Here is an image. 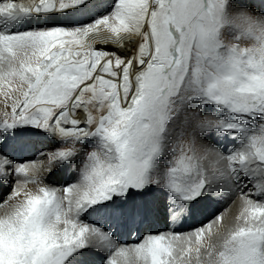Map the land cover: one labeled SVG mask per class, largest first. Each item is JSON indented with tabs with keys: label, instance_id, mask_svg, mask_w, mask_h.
Returning a JSON list of instances; mask_svg holds the SVG:
<instances>
[{
	"label": "snow or ice",
	"instance_id": "1",
	"mask_svg": "<svg viewBox=\"0 0 264 264\" xmlns=\"http://www.w3.org/2000/svg\"><path fill=\"white\" fill-rule=\"evenodd\" d=\"M231 5L0 0V264H264V60L219 42Z\"/></svg>",
	"mask_w": 264,
	"mask_h": 264
},
{
	"label": "clouds",
	"instance_id": "2",
	"mask_svg": "<svg viewBox=\"0 0 264 264\" xmlns=\"http://www.w3.org/2000/svg\"><path fill=\"white\" fill-rule=\"evenodd\" d=\"M219 37L226 48H246L258 61L264 60V13L232 4L221 21Z\"/></svg>",
	"mask_w": 264,
	"mask_h": 264
},
{
	"label": "rangeland",
	"instance_id": "3",
	"mask_svg": "<svg viewBox=\"0 0 264 264\" xmlns=\"http://www.w3.org/2000/svg\"><path fill=\"white\" fill-rule=\"evenodd\" d=\"M232 4L237 6L247 7L250 9H255L259 12H264V0H232ZM234 203L235 201L234 202L230 200L223 201L219 205V210L223 211L225 208H227L228 211L225 213V215H229L228 217H231L230 210H233V212L232 211L231 212H232V216H234L238 211V206H236L235 209L233 208Z\"/></svg>",
	"mask_w": 264,
	"mask_h": 264
},
{
	"label": "bare ground",
	"instance_id": "4",
	"mask_svg": "<svg viewBox=\"0 0 264 264\" xmlns=\"http://www.w3.org/2000/svg\"><path fill=\"white\" fill-rule=\"evenodd\" d=\"M98 47H101V46H103V45H97ZM107 47H109V48H111V47H113L112 45H107ZM117 51H119V49H116ZM121 54L123 55L124 53L123 52H121ZM239 205V201L238 200H236L235 201V203H234V205H233V208L235 209V207L236 206H238ZM233 212V210H230V213H231V217H232V212ZM229 215H226V217H228Z\"/></svg>",
	"mask_w": 264,
	"mask_h": 264
}]
</instances>
